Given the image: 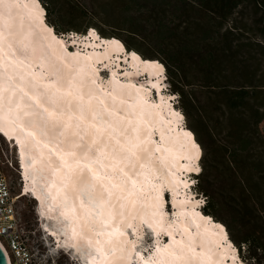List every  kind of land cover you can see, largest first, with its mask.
<instances>
[{"label": "snow or ice", "instance_id": "1", "mask_svg": "<svg viewBox=\"0 0 264 264\" xmlns=\"http://www.w3.org/2000/svg\"><path fill=\"white\" fill-rule=\"evenodd\" d=\"M58 3L80 4L90 11L70 20L58 19L54 8ZM103 3L32 0L29 15L59 45L67 41L74 49L78 40L102 41L140 60L137 51L114 38L110 26H105L107 21L101 23L104 18L97 6ZM258 3L264 5V0ZM19 6V0H0L4 27ZM109 35L113 39H105ZM3 40L0 31V59L7 65L0 72V264H196L191 243L185 246L173 237V228L178 230L175 221L165 226V217L176 215L172 192L163 181L159 186L151 183L152 154L142 147L144 142L119 132L122 118L103 102L99 109L94 107L95 97L89 92L86 98L70 74L54 69L55 79L41 83L34 73L21 71L30 68L25 63L27 46L18 41L17 55L8 45L10 55L5 56ZM68 56L76 60L80 53L73 50ZM156 63L159 82L153 87L167 91V69ZM170 99L175 105H169L170 114L191 129L178 98ZM258 132L264 137V122ZM183 139L181 170L186 176L179 183L186 190L184 203L202 205L208 211L209 199L201 183L210 169L209 148L195 129L184 131ZM162 151L170 150L155 146L156 153ZM37 171L52 177L43 191L36 186ZM57 199L59 215L67 224L50 230L58 219L51 215ZM215 228L217 247L224 254L215 260L202 258L199 264H264V232L259 238L242 235L226 216L216 217ZM161 232L173 237L174 243L161 245Z\"/></svg>", "mask_w": 264, "mask_h": 264}, {"label": "trees", "instance_id": "2", "mask_svg": "<svg viewBox=\"0 0 264 264\" xmlns=\"http://www.w3.org/2000/svg\"><path fill=\"white\" fill-rule=\"evenodd\" d=\"M162 1L171 6L180 1L183 5L195 7L198 16L180 14V23L169 26L166 21L171 23L175 14L155 15L150 37L159 44L158 54L154 56L157 59L141 54L143 59L157 61L168 70L187 116L194 103V106L205 112L206 120L216 122L209 129L212 136H217L221 128L228 127L229 121L234 119L247 121L246 124H252L251 129L256 131L264 119V102L257 101L255 97L258 92L264 93V84H253L251 76L264 83V47L261 46L264 45V24L257 28L247 26L249 17L244 9L246 0ZM252 4L255 13H262V18L255 22H264V5H260L258 0ZM80 11L82 14L85 12ZM225 24L227 27L221 32ZM192 25L197 28L194 37ZM163 27L170 29L165 37L160 35ZM255 32L259 34L258 37ZM234 39L238 41L236 44H233ZM122 42L127 48L131 46L130 50H135L127 40ZM193 47L195 56L191 60L187 50ZM249 62L255 64L253 71L246 69ZM233 67L241 70L239 75L243 79L240 82L242 84L237 86H229V83L222 80L229 78ZM192 69L197 70L199 76L194 78ZM194 87L205 89L207 96L204 97L209 99V104L206 100L202 101ZM229 135L233 136L231 132ZM238 139L239 142L232 140L227 158L228 169L239 187L228 195L231 200L228 203L231 222L240 234L259 238L264 232V152L257 148L249 133ZM201 190L209 198L208 211H204V215L216 221L211 214L217 216V192L211 184L203 186Z\"/></svg>", "mask_w": 264, "mask_h": 264}, {"label": "bare ground", "instance_id": "3", "mask_svg": "<svg viewBox=\"0 0 264 264\" xmlns=\"http://www.w3.org/2000/svg\"><path fill=\"white\" fill-rule=\"evenodd\" d=\"M31 2L32 0H19L20 6L13 9L11 19L8 20L9 26L6 28L3 23H0V31L4 34L2 42L4 55H10L8 45H11L16 50V54L19 55L18 49L21 44L18 41H22L29 52V59L25 60V63L30 64V68L21 71L34 73L41 83L55 79L54 69H59L64 74H70L71 77H74V83L82 87L86 98L89 92L95 97L93 100L94 107L99 109L100 102H103L104 106L121 117L118 131L133 141L144 142L142 147L152 154L149 167L154 175L150 177L151 183L159 186L163 181L172 190V204L177 211H175V216L165 217V226L169 220L175 221L176 226H178V230L177 227L173 228L175 241H182L185 246L191 243V247L197 254L194 257L196 264H199L202 258L211 257L213 260L219 258L224 253L217 247L218 237L216 236L215 221L208 219L201 210H195L198 206L195 203H184L186 190L179 183L181 181L180 175L183 173L181 167L184 163L182 159L184 152L181 148L184 143V128L180 127L181 124L170 114L171 99H167L168 97L161 94L162 88L153 87L159 82L157 61L144 60L137 52L140 60L147 62L141 63L140 60H133L126 56L122 50L114 45H108L102 41L89 40L85 42L78 40L77 44L83 48L82 50L80 47L72 49L73 47L69 46L67 41L63 46L59 45L56 43V38L41 28L40 21L29 15ZM105 39L113 38L106 37ZM82 42L83 44H81ZM121 43L123 42L121 41ZM85 46L89 47V50L85 49ZM73 50L80 53L76 60L68 56V52ZM20 59H24V57L20 56ZM91 62L97 66L94 68ZM102 63L107 69H109L108 66L114 68L110 69L111 77L107 78L106 81L103 79V69H99L103 66H101ZM65 64L68 65L67 68L63 67ZM120 65L121 68H119ZM6 67L3 59H0V72ZM122 67L125 68L124 72L121 70ZM122 72L123 76H127L122 78L123 81L119 79L118 76L120 75L117 74ZM144 74L147 77L144 80L147 82H137L136 79L144 77ZM93 80L95 81L94 84ZM113 97H115V102ZM153 132H156L155 136L158 137L159 135V140L154 138ZM162 135L163 141L160 140ZM157 145H161L163 149L170 151L156 153L155 146ZM35 179L37 188L43 191L48 187L52 177L47 172L37 171ZM144 187L145 194H147L149 185L145 184ZM55 194L54 190L53 195ZM59 204L60 200L57 199L51 215L58 219L53 222L50 230L62 229L67 224L59 215L62 210ZM140 214L142 215L143 212L141 211ZM185 228L188 230L187 232H184ZM157 230L159 231V229ZM141 231L143 232L144 229ZM165 237L168 238L167 241H164ZM173 237H168L161 232L158 239L161 245L168 243L171 245L174 243ZM81 244L87 252L83 242Z\"/></svg>", "mask_w": 264, "mask_h": 264}, {"label": "rangeland", "instance_id": "4", "mask_svg": "<svg viewBox=\"0 0 264 264\" xmlns=\"http://www.w3.org/2000/svg\"><path fill=\"white\" fill-rule=\"evenodd\" d=\"M175 1L176 0H173V2ZM54 8H55L57 18L63 19V20H70L75 17L82 16V13L80 10L90 11V9H88L87 6H83L80 4H72V3H58L54 6ZM244 9L246 11V15L249 17L247 26H251V28L252 27L257 28L258 25L262 26V24H264L263 20L260 23L255 22L256 20H260L262 18L261 17L262 13L261 12L255 13V8L252 2H246ZM97 10L100 11L101 15L104 18L103 21H101V23H104V21H107V24L105 26L106 27L110 26V31L113 32L114 36L121 39V41L127 40L128 42L132 44L133 49H135L140 55L145 54L148 58H155L154 56H156L159 51V44L150 37V33L153 28V22H154L155 15L157 14L163 15L164 13H170V12L175 14V17L171 20V23H168V21H166L167 24H169V26H174L175 23L176 24L180 23V18H179L180 14L191 13L194 16H198V12L196 11L195 7H192L189 5L187 6L183 5V3H181L180 1H178L176 5L174 4L171 6V5L165 4L162 0H104L103 6L102 7L97 6ZM226 27H227V24H225V26L221 29V32H224ZM196 31H197V28L195 27V25H192L191 32H192L193 37L196 35L195 34L197 33ZM169 33H170V29L168 27H163L160 30V35L162 37L167 36ZM109 36L111 37L113 35H109ZM258 36L259 34H257V37ZM233 38L235 37L233 36ZM236 42L238 41L234 39L233 44H236ZM81 44H83V42ZM68 45L71 46L69 42H68ZM77 47H80L81 50L83 49L81 48V46H79L76 43V45L74 46V49H76ZM85 49L89 50V47H86ZM194 49L195 48L193 47L192 49L187 50V52L189 53L188 56L189 58H191V60L195 56ZM124 57L126 58V56ZM91 65L94 66V68L97 66L93 62H91ZM101 66L102 67H100L99 69L100 70L103 69L102 71V74L104 75L103 79L106 81L107 78L111 77L109 73L110 69H114V68H112L111 66H108L109 69H107L103 63L101 64ZM254 66L255 64L253 63L251 64L249 62V66H247L246 69L253 71ZM119 68H121V65ZM121 70H123L124 72L125 68L122 67ZM240 71L241 70L233 67L229 73V76H228L229 78L222 79V80L226 83H229L230 84L229 86L240 85L242 84L240 83L241 80H243V79H240L241 78L240 76H242V75H239ZM123 72L117 73L118 75H120L118 76L120 80H122V78L127 77V76L122 75ZM105 73H107V75H105ZM166 74L168 76L167 83L169 85V88L167 91L163 90V92L166 93L167 95L162 94V91H161V94L164 97L165 96L168 97L167 99H170L169 97L178 98L180 110L183 111L185 118L188 121V124L191 125V129H195V131L199 134V137L207 144L210 150V169H209L208 175H206L204 179L202 180L201 188L203 186H206V185L208 186L209 184H211L213 189L216 190L217 197H218L217 203H216L217 216H226L231 221V215H230L231 211L228 207V203H230L231 200L229 199L228 195L231 194V191L239 188L237 187L236 179L234 178L233 175H231L230 170L228 169L227 158L229 157V148L231 147V142L233 139L238 140L239 142L238 137L244 138V135L246 133H249L250 137H252L253 140L256 142L257 148L259 150H263L264 152V137H261V135L258 132V129L256 131L251 129L252 124L247 125L246 124L247 121L239 122V121H236L235 119L229 121L228 127L223 126L221 128L222 131H220V133L217 136H212L209 129L211 127V124H215L216 122L214 121L209 122L208 120H206L205 112L200 110L198 107L194 106L193 105L194 103L191 104L190 115L187 116L186 108L183 106L181 102L180 94L174 90V86L168 75V70ZM192 74H193L192 76L196 78L197 76H199L200 73L197 70L192 69ZM251 78H252L253 84L255 83L264 84L262 80L258 81L257 77L251 76ZM136 81L137 82L138 81L147 82L144 80L143 77L140 79L139 78L136 79ZM101 82L103 81L101 80ZM138 87L140 86L138 85ZM194 88L198 91L197 93L199 97L202 99V101L206 100V103L209 104L208 103L209 99L207 97H204L205 95L207 96L206 92H204L205 89H201L198 87H194ZM255 98L259 102H264V93L258 92ZM212 102L214 104V101ZM212 102H210V106H209L210 108L212 107ZM261 122H264V119ZM183 128L185 129V130L183 129V131L191 130L189 128H185V127ZM250 129H251V132H249ZM229 132H231L233 136H230ZM153 134H154V138L159 140V135L158 137L155 136L156 132H153ZM170 191L172 192V190ZM171 197H173V194L171 195ZM171 202H173L172 199H171ZM187 204H190V203H187ZM175 211H177V209L172 204V212L175 213ZM202 214L204 215L205 213L202 212ZM211 215L216 220L217 216H214L213 214ZM167 240L168 238L165 237L164 241H167ZM37 251H39V249H37Z\"/></svg>", "mask_w": 264, "mask_h": 264}]
</instances>
